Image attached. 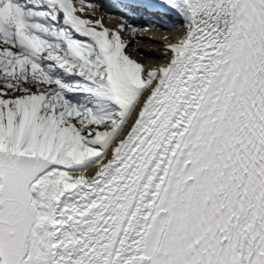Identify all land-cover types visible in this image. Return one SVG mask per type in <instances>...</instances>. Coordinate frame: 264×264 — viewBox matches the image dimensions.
I'll list each match as a JSON object with an SVG mask.
<instances>
[{
    "label": "snow or ice",
    "instance_id": "6c2138e0",
    "mask_svg": "<svg viewBox=\"0 0 264 264\" xmlns=\"http://www.w3.org/2000/svg\"><path fill=\"white\" fill-rule=\"evenodd\" d=\"M86 3L0 0V264H264V0Z\"/></svg>",
    "mask_w": 264,
    "mask_h": 264
},
{
    "label": "bare ground",
    "instance_id": "6f19581e",
    "mask_svg": "<svg viewBox=\"0 0 264 264\" xmlns=\"http://www.w3.org/2000/svg\"><path fill=\"white\" fill-rule=\"evenodd\" d=\"M96 11L100 14V18H104V20H102L103 25L109 29H117L118 26L122 23L121 19L118 18V15L110 11H106L102 7L96 8ZM164 23L165 21H160L157 26L148 27L142 32L138 31L135 37L130 33H121L122 39L128 40L130 42V47L126 50L127 54L133 59L144 64L146 68L154 67L156 65L164 63L165 54L162 52V49L154 50L161 53V57H159L156 52L153 51V47L159 44H157V42L155 41L151 42L143 40L142 38L157 39L159 41H162L161 44L164 43L163 45L165 46L170 42L177 41L181 36V33L183 31L181 27L172 29L163 26ZM167 23H175V20H169L167 21ZM162 53L164 55H162Z\"/></svg>",
    "mask_w": 264,
    "mask_h": 264
},
{
    "label": "rangeland",
    "instance_id": "374dc122",
    "mask_svg": "<svg viewBox=\"0 0 264 264\" xmlns=\"http://www.w3.org/2000/svg\"><path fill=\"white\" fill-rule=\"evenodd\" d=\"M85 7V6H84ZM86 7H88V6H86ZM98 13H92L91 12V10L89 9L88 11H87V13L85 14L86 15V17L89 19V20H93V21H95L96 19H101V20H104V18H100L101 16H99V15H97ZM113 27V26H112ZM112 29H114V28H112ZM141 39V38H140ZM143 40H146V41H155V42H157V44H159V45H153L154 47V49H153V51L154 50H157V49H159V50H161V49H163V47H164V43L163 44H161V42L162 41H159V40H157V39H153V38H142ZM161 44V45H160ZM154 52H156V54L159 56V57H161V53L159 52V51H154ZM162 55H164L163 53H162Z\"/></svg>",
    "mask_w": 264,
    "mask_h": 264
}]
</instances>
